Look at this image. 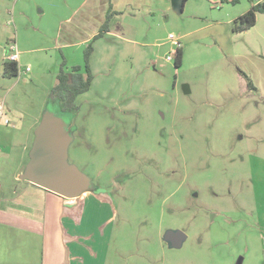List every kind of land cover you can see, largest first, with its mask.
<instances>
[{
    "label": "rangeland",
    "instance_id": "rangeland-1",
    "mask_svg": "<svg viewBox=\"0 0 264 264\" xmlns=\"http://www.w3.org/2000/svg\"><path fill=\"white\" fill-rule=\"evenodd\" d=\"M217 1L189 0L178 14L158 1L152 17L117 22L113 33L132 43L92 40L76 46L71 64L59 52L62 64L85 72L93 48L96 93L80 96V111L69 117L81 131L71 160L111 195L107 264H264V14L234 34L237 18L227 21L241 6L222 9ZM14 3L0 0L2 31L13 24ZM35 11L38 25L56 21L54 11ZM21 29L26 36L25 23ZM171 34L183 47L180 68L168 60L176 53ZM31 65L32 73L10 80L0 73L3 122L15 128L0 168V194L8 197L28 127L53 103L62 114L49 97L57 76ZM34 140L35 130L30 148ZM170 230L186 235L181 248L165 241Z\"/></svg>",
    "mask_w": 264,
    "mask_h": 264
},
{
    "label": "crops",
    "instance_id": "crops-1",
    "mask_svg": "<svg viewBox=\"0 0 264 264\" xmlns=\"http://www.w3.org/2000/svg\"><path fill=\"white\" fill-rule=\"evenodd\" d=\"M14 1V10L8 11V14L13 18V24L8 22L7 31L0 30V73L4 62L9 61L8 58L11 55L9 43L11 41H16L18 44L20 74L32 73L31 64L33 66L38 64L42 72L48 71L57 76L62 66L61 58L65 57L63 56L64 53H66L67 63L71 64L74 60L73 57L76 55L73 54L76 46L84 48L94 40L110 11L117 13L113 16L110 32L106 33L101 38L102 40L99 38L100 41L97 40L95 43L98 41L101 43L109 39L125 41L126 44L127 42L132 43L113 33L117 32L115 31L118 26L117 22L121 19L129 22L133 19L143 18V16L146 19L152 17L159 7L158 1H161L162 5L172 9L175 13H179L173 9L172 0ZM188 1L185 2L181 13L184 12ZM220 1H217L216 4H220ZM250 2L247 3L245 0H241L238 4L241 8L237 11H231L233 15H231L227 24L247 13L253 4L264 3V0ZM220 5H222V9H229L228 6H231L230 4ZM238 5H232V7ZM36 8H40V14L42 15L48 10L54 11L56 21L50 22V27H48V22L43 20H40V25H38V20L35 18ZM26 17L29 21L25 20ZM27 22L28 24H26ZM22 23H25V28H27L24 31L27 33L24 37L21 36L23 31L20 33ZM1 24L2 22H0V26ZM42 25L44 29L41 27ZM13 26L16 31L13 30ZM40 35H43V38ZM34 39L35 41H33ZM39 39L42 40L37 41ZM34 42L38 44L37 47L32 46ZM53 50L57 51L55 52L56 56L52 55ZM181 50L183 51V47H181ZM59 52L61 58H58ZM61 52L63 53L61 54ZM77 57L80 60L81 54H78ZM95 59L94 54L91 57L94 65L96 63ZM49 66H52V70L49 69ZM68 66L66 64L65 69L67 72L71 71V67ZM0 81L4 82L6 80ZM94 83L95 79L90 90L82 95H88L91 91L94 92ZM0 104L3 105V118H5L4 104L2 102ZM53 105L55 107V111H53L65 120L67 129L72 136V142L68 149V163L75 165L85 174L78 167L79 165L71 160L72 149L78 145L76 137L81 135L79 128L77 129L75 125L73 127L69 120V117L75 115L59 114L57 104L53 103ZM85 106H90L88 101L84 102L83 110ZM43 115L41 120L35 121L27 129L21 160L15 171L17 185L12 196L8 197L0 194V264H107L111 235L103 227V223L106 221L109 212L113 211L114 205L111 195L86 174L91 181L90 190L73 199L64 198L23 179L26 168L31 161V152L35 143L34 140L30 148L29 134L35 130L36 138V131L43 120ZM14 134V125L5 124L3 120L0 121V168L3 161L10 156L9 151L13 145ZM29 150V158L26 161L25 154ZM74 151L75 156L76 149ZM260 162L259 166L264 170V160H260ZM118 178L119 176L114 180L117 181ZM260 181H263V179L260 178ZM259 200L262 203L260 205L262 215L260 216L263 217L261 222L264 225V197L260 196ZM110 220H112V217L108 221Z\"/></svg>",
    "mask_w": 264,
    "mask_h": 264
},
{
    "label": "water",
    "instance_id": "water-1",
    "mask_svg": "<svg viewBox=\"0 0 264 264\" xmlns=\"http://www.w3.org/2000/svg\"><path fill=\"white\" fill-rule=\"evenodd\" d=\"M185 0H172L173 9L182 12ZM190 94V89L185 88ZM72 136L65 120L47 109L36 131V138L23 179L64 198L73 199L90 190L91 181L75 165L68 163ZM165 241L179 249L187 240L181 231H168Z\"/></svg>",
    "mask_w": 264,
    "mask_h": 264
},
{
    "label": "trees",
    "instance_id": "trees-1",
    "mask_svg": "<svg viewBox=\"0 0 264 264\" xmlns=\"http://www.w3.org/2000/svg\"><path fill=\"white\" fill-rule=\"evenodd\" d=\"M187 0H185L186 2ZM241 0H221L220 4L238 5ZM251 2L253 0H250ZM184 2V4H185ZM184 7V6H183ZM112 9V8H111ZM264 14V3L253 4L250 10L241 15L233 22V33L239 34L248 31L256 25L257 15ZM116 12H109L105 23L100 28L94 41L102 38L106 33L110 32L111 22ZM93 48L91 45L87 47L85 52L86 70L80 66L73 67L71 71L67 72L65 61L63 62L60 72L57 75V85L50 92V99L60 104V109L63 114L75 115L80 111V104L78 98L84 93H87L94 80V76L89 67V58ZM183 61V51L180 49L176 54L175 65L180 68ZM20 68L15 62L6 61L3 64L2 75L4 79H13L19 77Z\"/></svg>",
    "mask_w": 264,
    "mask_h": 264
},
{
    "label": "built area",
    "instance_id": "built-area-1",
    "mask_svg": "<svg viewBox=\"0 0 264 264\" xmlns=\"http://www.w3.org/2000/svg\"><path fill=\"white\" fill-rule=\"evenodd\" d=\"M169 40L172 42V44H173V46L175 47V50H176V53L172 54L171 56H168V60L172 61V60H174V58L176 60V54L181 49L182 44H181L180 40L177 39V37L174 34H171L169 36ZM9 48H10V51H11V55L9 56L8 60L18 64V62L20 60V52H19V49H18L17 42L16 41H11L9 43ZM3 117H4L3 105L0 104V121L3 120ZM4 123L5 124H9V121L5 120Z\"/></svg>",
    "mask_w": 264,
    "mask_h": 264
}]
</instances>
